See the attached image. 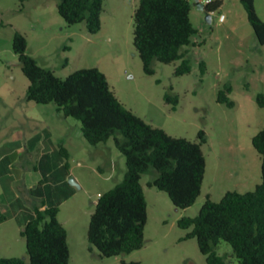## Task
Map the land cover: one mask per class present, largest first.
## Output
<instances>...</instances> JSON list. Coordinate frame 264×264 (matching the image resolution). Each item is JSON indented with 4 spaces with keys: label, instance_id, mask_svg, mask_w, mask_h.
I'll return each mask as SVG.
<instances>
[{
    "label": "rangeland",
    "instance_id": "1",
    "mask_svg": "<svg viewBox=\"0 0 264 264\" xmlns=\"http://www.w3.org/2000/svg\"><path fill=\"white\" fill-rule=\"evenodd\" d=\"M223 1L212 14L199 10V1L192 2L198 42L187 49L191 73L178 77L180 62H155L154 75L143 70L134 46V14L140 0H104L102 29L95 35L83 23L67 24L58 12L59 0H0V214L6 218L0 223V256L29 261L21 236L25 220L17 206L26 192L59 207L58 219L68 231L70 264H207L196 239L182 240L191 230L180 229L179 219L198 216L208 197L218 202L228 191H254L262 182V161L252 139L264 129V107L257 102L264 94V45L258 43L241 2ZM256 13L264 21V8L257 6ZM17 32L27 39V53L59 78L98 68L125 107L147 123L193 142L201 130L206 132V175L192 207L175 208L165 192L148 185L156 172L144 175L148 220L141 250L113 258L90 251L91 215L99 198L124 180L126 159L114 139L90 145L82 123L59 114L56 104L27 100L29 81L13 50ZM201 62L207 68L204 76ZM227 85L232 87L228 96L233 108L217 101ZM171 89L179 97L176 110L164 99ZM60 143L71 153L69 172ZM217 252L228 264H239L229 244L221 241Z\"/></svg>",
    "mask_w": 264,
    "mask_h": 264
},
{
    "label": "trees",
    "instance_id": "2",
    "mask_svg": "<svg viewBox=\"0 0 264 264\" xmlns=\"http://www.w3.org/2000/svg\"><path fill=\"white\" fill-rule=\"evenodd\" d=\"M25 2L28 0H20ZM259 44L264 45V21L256 13L255 0H240ZM220 2L205 6L208 14L216 12ZM189 0H140L134 14V46L147 75H154L155 62L180 64L175 75L191 73L190 51L196 46L199 30L191 21ZM104 0H59L58 12L69 25L85 24L90 34L102 29ZM28 42L17 32L13 50L29 81L27 100L37 104L54 103L59 114L82 123V133L92 146L114 139L126 159L127 173L115 188L104 193L91 215L88 241L90 251L101 258H113L139 251L145 244L148 202L142 185L144 175L152 169L156 176L150 187L165 192L175 208L192 207L201 195L207 160L203 146L208 138L201 130L197 141L174 138L136 116L118 99L107 76L98 68L81 69L62 79L54 71L39 65L27 53ZM201 75L206 74L205 62L200 63ZM230 85L218 93L217 101L230 108ZM176 110L179 97L172 89L164 96ZM264 107V94L257 96ZM262 161V182L254 191H228L216 202L210 197L196 217H182L178 226L191 230L183 241L196 239L207 264H228L217 250L221 241L232 247L239 264H264V129L252 139ZM60 154L70 169L69 152L60 146ZM36 206L34 216L22 226L29 261L0 256V264H70L71 250L66 227L59 221L57 206ZM6 218L0 214V223ZM122 264H140L126 262Z\"/></svg>",
    "mask_w": 264,
    "mask_h": 264
},
{
    "label": "crops",
    "instance_id": "3",
    "mask_svg": "<svg viewBox=\"0 0 264 264\" xmlns=\"http://www.w3.org/2000/svg\"><path fill=\"white\" fill-rule=\"evenodd\" d=\"M214 2H220L221 3V7L220 8H222L223 6H224V1L223 0H213ZM240 1V0H239ZM261 6L262 8H264V4H262V0H258V5H257V2L255 1V8H256V10H257V6ZM199 6V4L197 5V7ZM226 21V17H225V19H224V21L223 22H225ZM194 42H195V44H196V42H198L197 40H194ZM196 46H197V44H196ZM60 146H63L64 148H66L67 149V151L69 152V154H70V156H71V153H70V151H69V149L65 146V143H60L59 145H58V149H59V153H60ZM61 155V154H60ZM63 158V157H62ZM64 159V158H63ZM65 160V159H64ZM65 162H66V160H65ZM65 162H64V167H65ZM66 169V168H65ZM70 169H71V167H70ZM70 169L69 170H67L68 172L70 171ZM27 191L29 190V189H26ZM31 200V201H30ZM33 200L34 201H40V205H37V204H34L33 203ZM29 201H30V203H29ZM31 202H32V205H30L31 204ZM42 202L43 201H41V200H38V199H32L31 198V196L30 195H28V193H26L25 192V196H24V199H23V203H19L17 206H18V213H21V217H22V219L23 220H25V221H23V223H22V226H23V224L24 223H26L28 220H30L33 216H34V209H35V207L36 206H42ZM45 202V201H44ZM45 207H50V206H47L46 205V203H45ZM45 207H43L42 208V210L43 209H45ZM2 257V256H1ZM7 258V257H6Z\"/></svg>",
    "mask_w": 264,
    "mask_h": 264
},
{
    "label": "built area",
    "instance_id": "4",
    "mask_svg": "<svg viewBox=\"0 0 264 264\" xmlns=\"http://www.w3.org/2000/svg\"><path fill=\"white\" fill-rule=\"evenodd\" d=\"M189 1L193 2V1H196V0H189ZM197 1H199V5H202L203 7L208 6V5H210V4H212L214 2L213 0H197ZM224 19H225V17L222 15L220 17L221 22H223Z\"/></svg>",
    "mask_w": 264,
    "mask_h": 264
},
{
    "label": "water",
    "instance_id": "5",
    "mask_svg": "<svg viewBox=\"0 0 264 264\" xmlns=\"http://www.w3.org/2000/svg\"><path fill=\"white\" fill-rule=\"evenodd\" d=\"M198 9L201 10V11H204V10H205L204 7H203L202 5H199V6H198ZM70 183H71L72 185H77L76 182H75L72 178H71Z\"/></svg>",
    "mask_w": 264,
    "mask_h": 264
}]
</instances>
